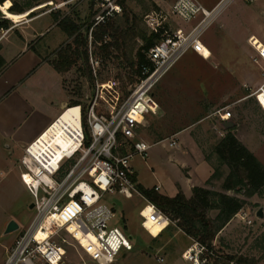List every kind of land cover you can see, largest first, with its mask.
<instances>
[{"label":"rangeland","instance_id":"374dc122","mask_svg":"<svg viewBox=\"0 0 264 264\" xmlns=\"http://www.w3.org/2000/svg\"><path fill=\"white\" fill-rule=\"evenodd\" d=\"M124 1L126 15L112 21L116 23V27L123 29L129 26L128 19L136 17L137 32L150 33L153 31L152 24L157 23L170 34H174L178 29L190 32L202 19V16H198L188 22L175 14L173 7L179 0H142V3ZM202 1L206 4L216 3L218 0ZM20 2L25 5L27 1ZM74 5L70 6L72 18L80 24L90 22V9L84 4ZM42 7L44 5L39 7L36 5L37 10ZM37 10L31 17L42 15L43 11ZM2 12L0 24L6 19ZM153 14L154 20H150ZM11 17L17 22L24 20L20 17ZM12 19H8L10 29L4 31L13 30L9 33L18 34L17 30H14L15 23ZM51 31L48 37L60 34L55 26ZM2 33L0 28L1 39ZM9 33H6V36ZM114 34L120 37V32L115 31ZM202 40L211 50V57L204 58L192 51L188 52L156 86L157 96L163 103L165 112L161 119L156 118L157 115L146 117L145 125L139 129V137L152 145L150 156L146 160L136 157L132 164L137 171L139 185L145 188L161 185L162 190L159 193L173 197L180 192L191 194L196 185H201V179L198 178L196 171L200 166V156L203 154L210 164L212 173L203 186L243 200V208L216 235L212 247L225 260L234 259L239 264H244L245 260L248 264H264V217L258 215L260 210L264 213V187L258 191L248 187H243L242 191L223 190L229 168L215 153L216 145L221 141L217 139L221 132L218 133V129L214 128L220 118L213 115L218 109L229 107L232 113L231 120H237L242 125L241 131H246L253 137L250 148L259 160L262 158L264 161V110L253 96L256 90L254 86L264 82L263 68L254 62L257 54L254 49L255 43L264 45V0H235L218 15L204 33ZM72 44L73 38L65 47ZM142 45V40L131 37L120 50L114 47L109 53L94 45L96 54L102 58L100 74L97 80L94 77V82L88 80L85 74L88 71L87 65L76 55L78 61L75 66L63 73L64 85L72 99L71 102L78 100L83 107L87 106L94 97L97 81L104 84L110 98L109 86L113 78L120 82L121 90L126 95L130 85L134 83L136 73L135 68L131 67V62L135 61L136 52ZM76 47L77 45L72 49ZM82 50L84 48L81 46L80 51ZM59 51L51 54L54 61L58 59ZM243 96L250 98L243 102L239 101ZM207 108H213L212 115L215 117L181 132L178 138L173 137V132L181 130L202 114L204 116ZM60 117L59 123L72 132L73 129L80 128L79 106L67 107ZM208 125L209 130L206 128ZM202 135L207 136L208 141L203 142L205 140L203 137L202 142L198 144ZM187 137H190V140L186 141ZM174 140L177 141V146L171 145ZM4 157L8 160L5 164L9 165H3L0 161V264H4L10 247L28 230L36 215L35 210L30 209L32 196L20 178L22 169L17 161L21 153L12 152L7 156L4 154ZM262 163L264 165V162ZM189 175L192 176L191 179ZM109 200L116 203L117 217L113 225L123 228L128 237L132 238L134 251L130 252L126 259L120 255L119 263L103 264H190L184 254L194 245V238L179 227L178 221H173L162 235H159L160 228L148 224L149 233L142 226L139 214L145 204L142 195L125 188L117 189L115 193L110 194ZM150 211L149 207L145 214L148 215ZM243 213L246 214L244 220ZM217 214L218 211L214 210L208 217L214 219ZM13 220L20 225V229L6 233L8 225ZM55 240L66 248L62 264H100L91 261L65 230L60 231ZM157 255L163 257L165 262H158ZM222 262L226 264L223 260H217L214 264H223Z\"/></svg>","mask_w":264,"mask_h":264},{"label":"built area","instance_id":"2783aa9c","mask_svg":"<svg viewBox=\"0 0 264 264\" xmlns=\"http://www.w3.org/2000/svg\"><path fill=\"white\" fill-rule=\"evenodd\" d=\"M81 1L86 0L60 3L48 0L44 6L50 7L51 12ZM87 1L95 3L94 15L86 28L90 67L97 80L102 58L94 50V32L99 26L122 15L124 8L122 0ZM234 1L223 0L215 9L208 10L197 0H179L173 7L175 14L188 22L202 16L201 21L190 32L178 29L170 34L165 31L163 39L148 52L149 64L141 68L140 75L130 85L126 95L116 78L109 86L110 98L104 84L97 81L94 97L86 109L79 106L80 128L66 133L69 141L65 146L54 139L47 143V152L35 147L55 121L25 148L20 161L21 178L32 196L36 215L28 230L14 243L4 264H62L66 248L55 238L63 230L96 263L115 262L120 255L132 252V238L123 228L113 225L117 217L116 205L109 200V196L117 189L125 188L142 195L145 204L139 214L146 231L150 233V224L160 228L161 235L170 226L173 221L169 216L138 188V174L132 162L136 157L146 160L152 149L151 144L140 139L139 129L145 125L148 115L159 114L160 106L153 92L169 70L189 51L204 58L211 57L212 52L202 37L218 15ZM153 16L149 19L154 20ZM152 29L159 32L163 27L157 23L152 24ZM8 31L2 29L3 37ZM254 49L257 53L254 62L263 68L264 75V45L255 43ZM253 95L264 110V82ZM213 115L222 121L232 117L226 107L218 109ZM171 145L177 146V141H172ZM55 153L59 155L57 160L53 159ZM153 189L159 192L161 187L156 185ZM148 207L151 211L147 215L145 211ZM245 218L243 213L242 219ZM184 257L190 264H214L217 260L239 264L234 259L225 260L213 247L196 240ZM156 259L160 263L165 262L159 255Z\"/></svg>","mask_w":264,"mask_h":264},{"label":"crops","instance_id":"0c3cea01","mask_svg":"<svg viewBox=\"0 0 264 264\" xmlns=\"http://www.w3.org/2000/svg\"><path fill=\"white\" fill-rule=\"evenodd\" d=\"M47 1L48 0H45V2L38 5L37 7L44 5V3ZM55 1L56 3H60L65 0ZM197 1L206 9L213 10L223 0H218L216 3L206 2V4L202 0ZM73 4L76 6L78 4L86 5V7L90 9L89 20H91L95 9V3L92 1L86 0L78 3H71L62 7L61 9L53 10L51 12H49L50 7L44 6L41 9H38L43 11L42 15L31 17V14L37 10L35 6L31 8V10L33 9L31 11L32 13L30 12L31 14L29 16L23 18L24 20L20 22H15L12 20V22L15 23L14 30H17L18 34H11L9 33L11 30H9V35H5V38L3 37L0 41V155L2 154V156H0V161L3 165H9L5 164L8 162V160L4 157V154L7 156V154H11L12 152H20L21 157L18 158L17 162L21 167L20 161L24 155L25 148L35 141L40 135H42L57 119V122L59 123L61 114L70 105L72 99H70V95L68 94V91L64 85V72L60 73L57 71L53 64L54 59H52L53 57L51 54L58 50H60V54L61 51L69 48L70 46L74 47L76 45L75 41L77 39V35H71L66 30V26L60 24V22L65 19H69L70 22L72 21L74 23L80 24L72 18L73 13L70 11V6ZM41 19L44 20L38 23L37 21H40ZM88 23L80 24L82 26L80 34L87 38V49L89 51L88 32L86 31V26ZM23 25H25V27ZM54 26L58 29L60 34L57 36L53 35L48 37L49 34H51V29ZM0 28L3 30L10 29V27L6 28L3 25H0ZM72 38L73 46L69 45L68 47H65V45L68 44L69 40ZM94 45H98L100 48L99 43L96 44L94 42ZM205 45L207 46L206 43ZM62 47L63 49H61ZM261 85L262 82L256 84L254 89L257 90ZM153 94L160 106L159 114L154 116H156L158 119H161L165 112L163 103L158 98L155 89ZM248 98L250 97L243 96L242 98H239V101L243 102L244 100H248ZM226 108L228 109L229 107ZM212 113L213 108H207V112L204 114V116L202 114V116H199L193 122L181 128V130L173 132V137L176 136L175 138H178V135L181 132L194 127L196 124L206 123L209 118L215 117L212 115ZM232 124V128L226 127ZM78 125H80V123ZM68 127H70V125ZM241 127L242 125L237 120L231 119L228 121H222L219 119L218 124L214 125V128L218 129V133L221 132L220 136L217 137L219 141L227 135L229 130H232L236 137L251 152L255 154L253 149L250 148L253 137L249 136L248 132L243 130L241 131ZM206 128L209 130L210 125H208ZM66 129L68 128L66 127ZM203 137L205 138L203 142L208 141L206 140L207 136L205 137L202 135L198 141V144L202 142ZM188 140H190V137L186 138V141ZM260 160L264 162L262 158H260ZM196 174L198 178L201 179V185H196V187H204V183L212 176L210 164L207 162L203 154L200 156V166L198 167ZM191 177L192 176L189 175L190 179ZM154 187L150 188L153 189ZM160 187L161 191L162 186L160 185ZM184 194L188 196L187 198H191L193 196V190L191 194H187L186 192H184ZM166 230H164L161 235ZM13 246L14 245L12 244L9 251ZM128 255H130V253H124L122 254V257L126 259ZM115 262L119 263V259H117Z\"/></svg>","mask_w":264,"mask_h":264},{"label":"trees","instance_id":"16d2710c","mask_svg":"<svg viewBox=\"0 0 264 264\" xmlns=\"http://www.w3.org/2000/svg\"><path fill=\"white\" fill-rule=\"evenodd\" d=\"M25 1L27 2L24 5L20 0H0V9L3 6L6 13L10 16L26 18L32 13L28 11L29 9L45 2V0ZM133 1L143 2L142 0ZM121 3L123 8H125V1L122 0ZM26 5L33 6H29V8ZM124 15L126 13L123 11L120 16L123 17ZM120 16L117 17L119 18ZM113 20L97 28L94 32V42L100 44L103 52L109 53L114 47L120 50L130 37L142 40L143 45L138 48L135 61L131 62V67L135 68L136 71L133 81L135 82L141 73V68L149 64L148 52L163 39L165 30L161 29L159 32L151 31L150 33L147 31L137 32L136 17L132 18V20L128 19L127 24L129 26L125 29L116 27V23H112ZM60 24L66 26V30L71 35H77L75 41L77 47L72 49L73 47L70 46L61 51L58 59L53 63L55 68L60 73L69 71L78 61L76 56L78 55L87 65L88 71L85 74L88 80L94 82V76L89 65L88 40L80 34L82 26L72 21L70 22L69 19L62 20ZM0 25L7 28L9 20L4 19ZM113 31L120 32V37L116 36ZM121 38H124V40ZM81 46L84 48L82 51H80ZM80 105H82L81 101L75 100L71 102L69 107ZM84 109H86V106ZM215 153H217L221 162L229 168V174L223 184L224 191H242L244 190L243 187L258 191L264 187L263 163L236 137L232 130H229L227 135L216 145ZM138 188L150 202L168 215L172 221H178L179 227L188 236L208 247H212V242L216 235L243 208V200L239 197L229 195L226 192L213 191L205 187H195L191 198H187L183 192L170 197L160 194L155 189H146L142 185H138ZM214 210L218 211V214L214 219H210L208 214ZM244 264H248V262L245 260Z\"/></svg>","mask_w":264,"mask_h":264},{"label":"bare ground","instance_id":"6f19581e","mask_svg":"<svg viewBox=\"0 0 264 264\" xmlns=\"http://www.w3.org/2000/svg\"><path fill=\"white\" fill-rule=\"evenodd\" d=\"M1 9L4 12V15L8 19H12V17L6 13L5 8L3 6H1ZM13 21L17 22V20H13ZM57 121H58V119L56 120L55 125L50 130H48L46 132V134L43 136V138L40 140V142L35 147H40V149L47 152V148H48L47 143H51V140L56 139L59 143H62L63 146H65L68 143L69 140L66 137V133L69 134V132L67 131V129L62 124L58 123ZM58 157H59V155L57 153H55V158H53V159L57 160Z\"/></svg>","mask_w":264,"mask_h":264},{"label":"water","instance_id":"95a60500","mask_svg":"<svg viewBox=\"0 0 264 264\" xmlns=\"http://www.w3.org/2000/svg\"><path fill=\"white\" fill-rule=\"evenodd\" d=\"M227 128H232L233 127V124L232 125H230V126H226ZM114 205H116V203H114ZM30 209H34V203H31L30 204ZM258 215H259V217H264V213H263V211L262 210H260L259 211V213H258ZM20 229V225L15 221V220H13V221H11L10 222V224L8 225V227H7V230H6V233H13V232H15V231H17V230H19Z\"/></svg>","mask_w":264,"mask_h":264},{"label":"flooded vegetation","instance_id":"af4514ba","mask_svg":"<svg viewBox=\"0 0 264 264\" xmlns=\"http://www.w3.org/2000/svg\"><path fill=\"white\" fill-rule=\"evenodd\" d=\"M146 189L152 190V188H146Z\"/></svg>","mask_w":264,"mask_h":264}]
</instances>
